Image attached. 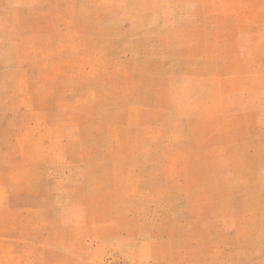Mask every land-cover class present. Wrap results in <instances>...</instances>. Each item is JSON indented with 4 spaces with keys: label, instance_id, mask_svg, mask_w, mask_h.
I'll use <instances>...</instances> for the list:
<instances>
[{
    "label": "rangeland",
    "instance_id": "obj_1",
    "mask_svg": "<svg viewBox=\"0 0 264 264\" xmlns=\"http://www.w3.org/2000/svg\"><path fill=\"white\" fill-rule=\"evenodd\" d=\"M0 264H264V0H0Z\"/></svg>",
    "mask_w": 264,
    "mask_h": 264
}]
</instances>
